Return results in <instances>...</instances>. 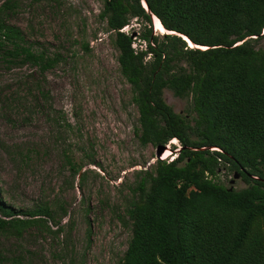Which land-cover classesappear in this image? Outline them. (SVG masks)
Returning <instances> with one entry per match:
<instances>
[{"label": "trees", "instance_id": "obj_1", "mask_svg": "<svg viewBox=\"0 0 264 264\" xmlns=\"http://www.w3.org/2000/svg\"><path fill=\"white\" fill-rule=\"evenodd\" d=\"M101 2L99 17L107 22L119 51V72L138 108V139L142 145L166 146L175 139L182 145L171 161L157 159L128 185L124 212L115 213L131 236L115 264H264V48L256 45L264 38V0ZM20 5L19 0L0 4V63L8 69L27 64L45 73L63 57L36 49L10 21ZM155 17L165 34H154ZM133 18L142 22L136 38L124 30ZM137 39L140 49L134 46ZM82 46L89 51L88 42ZM36 84L35 100L49 101L50 92ZM167 90L188 100L186 115L167 102ZM79 152L63 151L69 187L78 176L84 185L94 172L82 171L96 163L92 153ZM222 168L240 173L246 186L218 181ZM68 214L59 195L16 207L0 188L2 236L21 239L32 229L71 233L74 218L63 223ZM24 259L20 254L10 261Z\"/></svg>", "mask_w": 264, "mask_h": 264}, {"label": "rangeland", "instance_id": "obj_2", "mask_svg": "<svg viewBox=\"0 0 264 264\" xmlns=\"http://www.w3.org/2000/svg\"><path fill=\"white\" fill-rule=\"evenodd\" d=\"M19 1L10 21L22 28L36 49L61 54L63 60L45 73L27 64L8 69L0 63V188L5 201L16 207L59 195L69 208L63 223L74 218L75 227L57 236L36 229L21 239L0 235V254L10 260L21 254L23 264H69L71 259L76 264H115L131 236L115 213L124 212L128 185L157 159L175 158L181 142L170 140L157 156L158 146L142 145L138 139V108L119 72V51L107 22L99 17L101 0ZM153 29L155 35L165 34L156 24ZM124 30L136 38L141 19L133 18ZM138 40L134 46L140 49ZM83 42L89 43V51ZM256 45L264 48V38ZM37 81L50 92L49 101L35 100L40 96ZM165 95L177 112L186 115L187 99L169 90ZM66 148L76 149L79 156L82 150L92 153L96 160L82 170H94L82 186L79 176L74 187L65 183ZM217 176L236 189L246 186L225 168ZM10 260L0 257V264H12Z\"/></svg>", "mask_w": 264, "mask_h": 264}, {"label": "water", "instance_id": "obj_3", "mask_svg": "<svg viewBox=\"0 0 264 264\" xmlns=\"http://www.w3.org/2000/svg\"><path fill=\"white\" fill-rule=\"evenodd\" d=\"M146 7H147V9H148V6L146 5ZM155 20V19H154ZM191 42V41H190ZM214 148H216V147H214ZM211 149H213V148H211ZM165 150H167V148H166V146L165 145H159L158 147H157V156H160L162 153H164L165 152Z\"/></svg>", "mask_w": 264, "mask_h": 264}, {"label": "bare ground", "instance_id": "obj_4", "mask_svg": "<svg viewBox=\"0 0 264 264\" xmlns=\"http://www.w3.org/2000/svg\"><path fill=\"white\" fill-rule=\"evenodd\" d=\"M155 24H156V28H157V29L162 30V31H165V29H164L162 23L160 22V20H159L158 18H155ZM155 24H154V25H155ZM190 44H192V43L190 42ZM167 154H168V153H166L165 156H166Z\"/></svg>", "mask_w": 264, "mask_h": 264}, {"label": "clouds", "instance_id": "obj_5", "mask_svg": "<svg viewBox=\"0 0 264 264\" xmlns=\"http://www.w3.org/2000/svg\"><path fill=\"white\" fill-rule=\"evenodd\" d=\"M155 18H157V17H155ZM154 18V19H155ZM159 19V18H158ZM160 20V19H159ZM154 24H155V20H154ZM187 41L189 42V45H190V40L189 39H187ZM192 46V45H191ZM217 148V147H216ZM219 149V148H218ZM211 150H216V149H211Z\"/></svg>", "mask_w": 264, "mask_h": 264}, {"label": "flooded vegetation", "instance_id": "obj_6", "mask_svg": "<svg viewBox=\"0 0 264 264\" xmlns=\"http://www.w3.org/2000/svg\"><path fill=\"white\" fill-rule=\"evenodd\" d=\"M235 174H237L238 176H240L241 177V174L240 173H235ZM241 179L244 181V179L241 177ZM244 183H245V181H244ZM246 184V183H245Z\"/></svg>", "mask_w": 264, "mask_h": 264}, {"label": "built area", "instance_id": "obj_7", "mask_svg": "<svg viewBox=\"0 0 264 264\" xmlns=\"http://www.w3.org/2000/svg\"><path fill=\"white\" fill-rule=\"evenodd\" d=\"M213 149L220 150V149H218V148H213Z\"/></svg>", "mask_w": 264, "mask_h": 264}]
</instances>
